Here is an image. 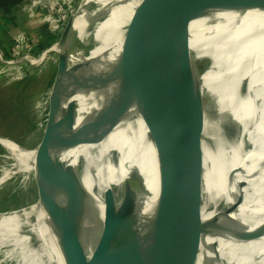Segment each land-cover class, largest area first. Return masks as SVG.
Masks as SVG:
<instances>
[{
  "label": "bare ground",
  "instance_id": "bare-ground-1",
  "mask_svg": "<svg viewBox=\"0 0 264 264\" xmlns=\"http://www.w3.org/2000/svg\"><path fill=\"white\" fill-rule=\"evenodd\" d=\"M145 1L127 0L122 35L143 19ZM169 15L104 92L116 90L109 104L102 99V140L85 136L76 144L78 163L96 176L92 196L57 155L75 77L83 83L93 67L100 24L115 37L111 0H79L59 39L37 57L1 59L35 67L55 55L57 64L32 146L0 136L14 196L12 208L0 214V248L10 247L17 264H51L64 236L93 234L86 227L73 231L90 214L89 198L102 234L127 220L128 236L142 238L154 232L149 222L158 208L196 199L205 216L237 226L217 240L174 250L160 264H264V220L258 221L264 173L240 186L219 174L248 153L245 114L254 87L259 99L264 83V0H182ZM261 119L264 128V101ZM212 191L220 201L203 200ZM59 218L76 222L58 228ZM195 231L189 219L180 230Z\"/></svg>",
  "mask_w": 264,
  "mask_h": 264
},
{
  "label": "water",
  "instance_id": "water-1",
  "mask_svg": "<svg viewBox=\"0 0 264 264\" xmlns=\"http://www.w3.org/2000/svg\"><path fill=\"white\" fill-rule=\"evenodd\" d=\"M111 3L115 22L113 27H116L115 37L109 39L107 35H112L108 32L111 28L107 30L106 24H100L93 67L83 83L79 75L75 77L64 141L57 155L70 175L81 177L90 196L95 195L97 191L96 176L78 163L74 155L76 144L85 136L102 140L105 129V126H99L102 99L109 104L116 90L105 97L104 92L129 66L133 49L165 21L169 14H172L182 3V0H146L141 10L143 19L123 35L121 25L128 8L127 0H111ZM2 58L7 61L13 60H8L4 56H1ZM163 68H157L147 83L152 82ZM263 101L264 83L259 99L258 89L254 87L245 114V131L248 137L247 156L236 166L225 168L219 173L230 185H247L259 174L264 173V128L261 119ZM191 180V178L186 180L185 186H189ZM203 200L220 201L221 198L218 192L212 191ZM87 203L90 214L75 225L73 231L78 233L80 229L86 227L93 234L64 236L53 255L51 264H160L167 254L174 250L202 242V240H205L204 242L217 240L228 230L237 226L230 224L227 219L217 220L214 214L210 217L205 216L196 199H191L171 208H158L149 222L151 226H155V230L148 237H129L127 220L117 225L110 234L104 235L95 214L96 205L90 198L87 199ZM262 207L258 221L264 220V205ZM117 213L124 216V207L121 203L117 206ZM188 219L198 228V231L182 234L181 227ZM72 222L76 221L67 218V221L63 222L59 218L58 228ZM20 264L24 263L20 260Z\"/></svg>",
  "mask_w": 264,
  "mask_h": 264
},
{
  "label": "rangeland",
  "instance_id": "rangeland-1",
  "mask_svg": "<svg viewBox=\"0 0 264 264\" xmlns=\"http://www.w3.org/2000/svg\"><path fill=\"white\" fill-rule=\"evenodd\" d=\"M1 49L4 55V50ZM29 56H32L30 52ZM12 57L6 59L16 58L14 55ZM246 58L247 56H241L237 59L246 63ZM8 65L9 68L3 65L0 68L6 70L0 75V113L2 109L7 112L5 119L0 114V136L30 148L44 119V101L56 73V57L53 55L37 66L30 67L27 71L29 76L25 79L14 77L12 72L17 70L14 68L16 65ZM4 152L5 149L0 144V214L12 208L14 199L13 179L5 177L12 165ZM17 263L10 247L0 248V264Z\"/></svg>",
  "mask_w": 264,
  "mask_h": 264
},
{
  "label": "built area",
  "instance_id": "built-area-1",
  "mask_svg": "<svg viewBox=\"0 0 264 264\" xmlns=\"http://www.w3.org/2000/svg\"><path fill=\"white\" fill-rule=\"evenodd\" d=\"M75 1L76 0H49L47 4V9L39 20L40 24L45 26L49 33L53 35L56 34L60 29V24L62 23V21L66 18L68 14H71ZM38 39H40L39 35L35 39L32 38V31L29 28L23 29L17 47L13 51V55L14 57H16L15 59L19 57L29 56L30 49L37 47ZM13 55H11V57ZM1 56L4 55L0 47V68L2 65L9 68L10 66L7 63L2 62ZM14 68H17L15 72H12V75L14 77H20L22 79H25L27 76H29L27 71H29L30 67L16 65ZM0 70V75L2 74L1 72H6L5 69Z\"/></svg>",
  "mask_w": 264,
  "mask_h": 264
},
{
  "label": "crops",
  "instance_id": "crops-1",
  "mask_svg": "<svg viewBox=\"0 0 264 264\" xmlns=\"http://www.w3.org/2000/svg\"><path fill=\"white\" fill-rule=\"evenodd\" d=\"M48 2L49 0H31L24 5L21 13L15 15L0 11V47L4 52L12 55L25 28L32 31V38L38 36L39 28L43 26L39 20L46 11Z\"/></svg>",
  "mask_w": 264,
  "mask_h": 264
},
{
  "label": "trees",
  "instance_id": "trees-1",
  "mask_svg": "<svg viewBox=\"0 0 264 264\" xmlns=\"http://www.w3.org/2000/svg\"><path fill=\"white\" fill-rule=\"evenodd\" d=\"M28 1L29 0H0V11L7 12L10 15L19 14L23 11L24 5H26ZM78 1L79 0L75 1L74 7L76 6ZM69 18H70V14H68L66 18L62 21V23L60 24L59 31L54 35L49 33L47 28L41 26L39 28V34H38L40 36V39L37 40V47L30 49L29 52L31 53V55L37 56L42 51H44L49 46H51L61 36L63 30L65 29V26L67 25ZM4 56L6 58H11V55L8 54L7 52H4ZM0 114L2 116V119L7 118L6 116L7 112H5L4 109H2Z\"/></svg>",
  "mask_w": 264,
  "mask_h": 264
},
{
  "label": "flooded vegetation",
  "instance_id": "flooded-vegetation-1",
  "mask_svg": "<svg viewBox=\"0 0 264 264\" xmlns=\"http://www.w3.org/2000/svg\"><path fill=\"white\" fill-rule=\"evenodd\" d=\"M30 1H31V0H29L27 4H29V3H30ZM27 4H26V5H27Z\"/></svg>",
  "mask_w": 264,
  "mask_h": 264
}]
</instances>
